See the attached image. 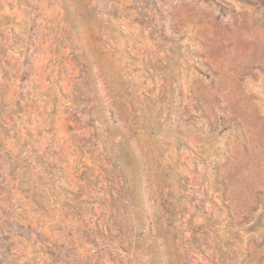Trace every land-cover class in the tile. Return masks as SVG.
Masks as SVG:
<instances>
[{
  "label": "rangeland",
  "instance_id": "rangeland-1",
  "mask_svg": "<svg viewBox=\"0 0 264 264\" xmlns=\"http://www.w3.org/2000/svg\"><path fill=\"white\" fill-rule=\"evenodd\" d=\"M0 264H264V0H0Z\"/></svg>",
  "mask_w": 264,
  "mask_h": 264
}]
</instances>
